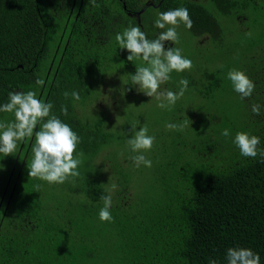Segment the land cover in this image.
I'll list each match as a JSON object with an SVG mask.
<instances>
[{"label": "trees", "instance_id": "1", "mask_svg": "<svg viewBox=\"0 0 264 264\" xmlns=\"http://www.w3.org/2000/svg\"><path fill=\"white\" fill-rule=\"evenodd\" d=\"M262 1L163 0L160 11L186 7L194 34L221 40L216 13L234 15L243 25L251 16L244 10L251 6L264 17ZM121 3L0 0V105L8 102L9 92L35 91L78 134L74 155L87 159L78 177L55 187L29 177L30 153L13 156L6 181L0 182V264H210V259L227 264L230 247L251 248L264 264V162L259 155L242 156L233 143L244 131L260 137L264 148V47L249 49L238 67L255 84L251 97L241 99L232 83L229 88L228 81L208 74L193 94L197 105L171 114L169 123L187 121V126L157 129L146 156L152 166L136 167L130 137L123 133L122 149H108L114 133L102 127L106 116L89 122L78 109L95 85L101 88L95 98L103 101L107 89L101 83L112 68L129 66L115 37L119 27L139 24L125 17ZM144 24L150 37L159 35L160 29ZM129 70L132 76L136 67ZM38 78L44 85L36 84ZM224 89L233 93V103L223 101ZM66 91H77L80 99L66 98ZM253 104L260 105V115L252 112ZM224 129L230 136H222ZM102 155L108 175L90 163ZM146 169L147 184L131 182L133 173ZM112 184L117 186L110 209L114 219L101 221L100 197Z\"/></svg>", "mask_w": 264, "mask_h": 264}, {"label": "clouds", "instance_id": "2", "mask_svg": "<svg viewBox=\"0 0 264 264\" xmlns=\"http://www.w3.org/2000/svg\"><path fill=\"white\" fill-rule=\"evenodd\" d=\"M89 3L94 7H99L97 0H89ZM181 22L189 29L193 26L186 7L159 13L154 26L163 31L155 39H148L139 26L133 25H129L115 37L120 48L128 50V61L133 62L135 59L142 58L145 62L146 66H136V72L131 76V84L138 86L137 91L154 97L158 101L157 107L161 109L171 110L188 89L189 81L181 79L177 92L168 89L161 90V85L170 79L173 71L183 72L190 70L193 66L192 61L182 55L181 48L165 46V42L179 43L177 27ZM227 76L241 99L251 97L255 84L244 71L232 69ZM44 83L42 78L36 80L37 85L42 86ZM69 95L74 100L80 99L77 91L64 92L66 98ZM8 97V102L0 105V112L14 113V121H0V154L4 157L13 155L19 141L34 135L33 156L28 163L30 178H38L50 184H63L70 177H78L80 175L78 166L81 160L74 153L80 143V137L70 125L52 112L53 103L39 99L37 93L31 90L12 91L9 92ZM251 110L256 115L261 114L258 104H253ZM61 111L67 115V106H62ZM38 125L39 129L36 130ZM131 125L133 135L127 143L135 155L130 159L136 167L144 165L150 168L152 161L143 153L153 147L155 137L148 135L146 126L136 130L137 124ZM186 126L187 121L166 125L169 130L180 131ZM221 134L228 137L231 133L229 129H224ZM233 143L239 148L242 156L256 158L259 155L261 161L264 162V148L259 147L260 137L240 131L236 133ZM116 187L112 184L111 188L105 189L104 194H101L100 199L103 201V207L99 211L101 221H113L114 219L110 209L113 205L112 193ZM226 261L227 264H260V255L251 248L230 247L226 252ZM210 264H219V262L216 259H210Z\"/></svg>", "mask_w": 264, "mask_h": 264}, {"label": "rangeland", "instance_id": "3", "mask_svg": "<svg viewBox=\"0 0 264 264\" xmlns=\"http://www.w3.org/2000/svg\"><path fill=\"white\" fill-rule=\"evenodd\" d=\"M260 3H263L261 5L264 6V0ZM212 11L216 13L215 10ZM234 12L235 11H233L232 14ZM159 13H161L159 8L153 9V16H156V19L158 18ZM244 13L251 16H249L243 25L239 18L234 15L224 16L220 12L216 13L219 20V25L217 27L219 31L218 34L220 35L219 37H221V40H214L208 33H205L202 36L196 35L182 22L179 24L177 27L179 43H170L174 45V47L181 48L182 55L190 59L193 66L190 70H185L183 72L173 71L170 74V79L165 84L161 85V90L168 89L177 92L179 90L178 84L181 79H187L189 81L188 89L184 96L176 102L171 110L157 107L158 101L154 97H149L143 92L137 91L138 86H133L131 84V78H129L131 76V71L129 68L146 66L143 59L138 58L133 62L129 61L128 68H125V66L120 64H116L115 67L112 68L111 76H108L107 82L101 83V87L107 89L103 101L102 99L95 98L98 92L101 94V88L97 85L93 87L95 89L88 99L85 100L84 103L78 104V109L80 110L82 117L88 118L87 120L91 122L93 117L104 118V116H106L107 120L103 122L102 127L106 128L109 133H114V136L111 137L112 147H109L108 149H119L123 146V143L133 135L131 124H137L136 130H139L140 127L146 126L148 128V135L154 136L157 129H166L171 114L174 113L177 108L189 107L191 104L193 106L197 105L198 101H192V99L196 98L193 94L197 93V84H199L200 88L202 84L206 83L203 79H205L208 74H216L218 77L226 80V82L228 81L227 86L230 88L231 81L228 79V72L232 69L238 70L241 61H243L245 58L244 56L246 52H249V49H251L252 52H256L259 47H264V17L261 19L257 17V14H260L261 10H254L251 6L250 8L245 9ZM245 26L246 28L244 29ZM161 31L163 30L160 29L159 33ZM249 33H251V35H249ZM120 51L123 57H126L127 59V56L129 55L128 50L122 49ZM125 92L128 93L124 94ZM223 93L224 94L221 95L224 97L223 101L228 104L233 103V98L231 97L233 93L226 89H224ZM101 102H103L104 109L100 108ZM205 103L206 101L203 102V104ZM207 104L209 103L207 102ZM105 107L108 108L107 113L111 112L109 117L108 114L106 115ZM0 121L13 122L14 113L2 112L0 114ZM122 134L125 135L127 139H121L120 137ZM30 138L29 145L24 144V140L19 146V141L16 152L13 155L4 157L3 154H0L1 183L6 181L7 172L11 168L14 155L16 160L20 157L22 151L25 153V156L30 153L27 165L30 163L33 156L32 145L35 139L34 137ZM25 145L26 147L24 148ZM147 152L148 151L143 154L147 156ZM97 157L98 156H95V158L90 161L93 166L92 168L106 173L105 170H102V163H104L105 160L104 155H102L100 159H97ZM96 159L100 164L96 162ZM80 160L81 164L78 166V170L81 169L79 172H83L87 159L81 158ZM106 168L108 172L111 173L109 168ZM134 170L138 171V168L134 166ZM150 180L147 169L141 173H133L131 176L132 183H139L141 185L147 184ZM53 185L55 187L61 186V184L56 183H53Z\"/></svg>", "mask_w": 264, "mask_h": 264}, {"label": "flooded vegetation", "instance_id": "4", "mask_svg": "<svg viewBox=\"0 0 264 264\" xmlns=\"http://www.w3.org/2000/svg\"><path fill=\"white\" fill-rule=\"evenodd\" d=\"M121 2V9L119 10L124 11L125 17L133 18L139 24V27H141L142 31L149 35L148 31H145L144 23H147L150 27L152 25L154 26L156 16H153V9H160L163 0H121ZM144 15L146 16L144 17ZM123 30L124 29L122 27H119L118 33H121ZM147 38L150 40L155 39L154 36L150 37V35L147 36ZM29 144L30 143H28V145Z\"/></svg>", "mask_w": 264, "mask_h": 264}]
</instances>
